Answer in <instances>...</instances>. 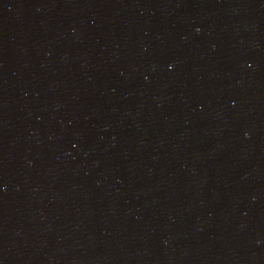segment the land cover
<instances>
[{
	"label": "water",
	"instance_id": "1",
	"mask_svg": "<svg viewBox=\"0 0 264 264\" xmlns=\"http://www.w3.org/2000/svg\"><path fill=\"white\" fill-rule=\"evenodd\" d=\"M0 264H264V0H0Z\"/></svg>",
	"mask_w": 264,
	"mask_h": 264
}]
</instances>
